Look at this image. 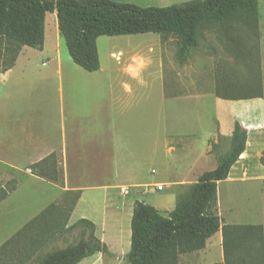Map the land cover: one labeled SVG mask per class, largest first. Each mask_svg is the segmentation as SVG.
Here are the masks:
<instances>
[{
  "label": "crops",
  "instance_id": "0c3cea01",
  "mask_svg": "<svg viewBox=\"0 0 264 264\" xmlns=\"http://www.w3.org/2000/svg\"><path fill=\"white\" fill-rule=\"evenodd\" d=\"M51 25L52 31L57 36L59 31L55 16ZM108 38L100 36L96 39L100 67L93 73L85 72L73 64L67 55H65L67 63L75 65L77 69L73 67L74 70L63 73L60 48L62 45L59 47L56 44V51L52 53V57L50 56L54 61L56 60L53 68L48 60L44 62V60L30 59V54H43L45 43L41 51L26 46L13 47L14 53L10 57L8 66L0 71V86L3 93L0 102L1 98H5V88L10 85L8 84L10 79H12V91L19 89L16 95L31 94L26 91L20 92V87L41 81L44 89H40L37 94L41 97L42 106L44 105L46 111L41 113L44 116L37 120L38 124L33 122L36 125L26 121L19 123L14 117L10 143L7 141L6 129L3 127V133H0V155L4 152L8 155L12 153L17 156L14 153H19L28 156L14 157L11 159L12 162L59 163L64 194L77 195L70 215V223L73 224L78 219L91 221L95 226V236L107 246L109 252L124 257L129 250L128 237L130 238L129 234H131L127 227L120 231L122 237L117 253H114L110 250L105 226H102L100 235V227L95 219L86 215L74 219L75 210L82 202L90 200V194H96L98 198L95 202H98L101 209L103 207L105 212L112 213L113 216L116 213L114 217L117 219L125 215L126 225L130 223L135 201L147 203L166 216L173 210L170 208L173 203H176L175 194L183 192L196 183L204 172L216 168L218 156L230 147L235 123L247 133L245 150L231 167L227 179L217 183V192L220 186L230 190L231 183L245 175L250 179L246 183L255 181L248 177L253 170L252 165L257 173L264 175V75L262 74L264 63L262 67L260 66L261 95L259 97L225 100L216 97L214 93L203 96L196 90V77H192L191 74L182 76L181 66H187L185 60L189 51L182 57L179 56L178 40L174 36L159 35L147 48L128 54L125 58L121 52L117 54L110 52L104 58L106 49L100 52L98 43L100 40L102 43L110 40ZM170 43L175 44L178 49V62L167 65V58L164 56L165 45ZM7 51L6 47H3L2 52ZM145 52L156 53L155 69L149 70L147 58L142 56L146 54ZM154 80L162 100V109L157 121L155 124H149L147 120L136 122L133 119L132 105L138 102L142 104V99L147 96L148 83ZM214 81L216 84L215 75ZM202 97L205 98L204 104L212 105V126L208 132L198 133L199 130H205L203 129L205 125L200 121L197 113ZM165 102L173 104L171 111H165L163 106ZM16 107H14V116L19 117ZM51 107L55 109V113L49 115L48 111ZM223 108L230 109L231 114L227 118L219 111ZM19 119L21 121V118ZM34 127L39 134L32 133ZM197 135L205 138L193 140ZM78 136L83 137L82 143L78 142ZM2 156L4 160L10 161L9 156ZM6 157L8 158L5 159ZM153 159L164 160L166 164L164 174L173 179L172 182L143 181L144 163ZM204 163L213 165V168L205 170L202 168ZM149 174H155V170L151 169ZM260 180L263 181L264 186V176H261ZM158 186L161 190L156 189ZM166 186L176 187L174 194L167 201V209L146 202L145 199L151 192H162ZM230 200L228 198L227 202ZM247 225L262 227L264 253V223ZM216 234H218V243L221 244V232L218 231L214 235ZM212 237L206 241L202 250L181 255L179 264L185 256L207 250ZM101 255L97 253L94 256Z\"/></svg>",
  "mask_w": 264,
  "mask_h": 264
},
{
  "label": "trees",
  "instance_id": "16d2710c",
  "mask_svg": "<svg viewBox=\"0 0 264 264\" xmlns=\"http://www.w3.org/2000/svg\"><path fill=\"white\" fill-rule=\"evenodd\" d=\"M258 1L191 0L167 7H139L112 0H0V43L41 51L45 15L55 13L71 61L85 72L93 73L100 67L96 48L100 36L171 35L177 38L182 57L198 46L197 30L201 26L226 29L236 23L254 35ZM242 35L222 43L233 66L248 69V80L236 83L232 65L227 69L218 66L214 88L218 98L239 100L261 95L258 55H253L254 44H245ZM246 138L245 129L235 123L230 147L218 156L216 168L201 174L186 194L176 199L173 210L166 216L151 205L133 203L126 264H179L181 255L202 250L218 231L223 264H264L262 227L224 224L216 214L217 183L227 179L231 167L245 150ZM14 189L13 185L9 189L0 188V202ZM63 225L46 235L47 243L43 242L44 247L34 256V251L25 253L15 263L25 260L29 264H78L97 253L112 256L95 236L91 221L78 219L69 226ZM57 240L64 246L45 250L47 244Z\"/></svg>",
  "mask_w": 264,
  "mask_h": 264
},
{
  "label": "rangeland",
  "instance_id": "374dc122",
  "mask_svg": "<svg viewBox=\"0 0 264 264\" xmlns=\"http://www.w3.org/2000/svg\"><path fill=\"white\" fill-rule=\"evenodd\" d=\"M112 1L117 3L134 4L139 7H167L191 0ZM54 16L56 18L54 13L47 14L45 18V50L43 54H30V59L34 61L44 60V62L48 60L49 65L53 68L56 60L54 61L51 58L53 56L52 53L56 51V44L59 47L62 45V47H60L62 51L61 63L62 71L65 73L69 72L71 69L74 70L76 67L73 64L70 65L67 63L65 55H67L68 58L70 57L63 39L59 32L56 36L52 31L51 21ZM256 24L257 28L253 31L254 35L251 31L248 32L247 29H243V27L236 23L231 24V27H227L226 29L209 25L199 27L197 30L198 46L189 51V55L185 60L187 66H181L182 76L184 77V75L191 74L193 75L192 77H196V90L199 91L200 94H203V96L214 93V75L216 77V68L218 66H223L227 69L232 65L231 67L233 70H236L234 73L236 83L246 82L249 75L248 69L245 66H233L231 57L229 54L227 55L224 50L222 40L226 44L229 43L232 38L243 34L242 36L245 38L242 36L240 37L243 38L245 44H254L255 50H252V53L255 57L258 55L257 60L259 67H262V64L264 63V0L258 1V18ZM158 37V34L153 33L115 36L109 37L108 39L110 40L103 43L100 40L98 44H100V52L106 49V55L104 58H106L110 52H113L114 54L121 52L124 54L125 58L128 54L147 48L151 42ZM12 46L5 45L3 42L0 43V71L5 66H8L10 62V57L14 53V48ZM3 47H6V50L8 51L5 53L2 52ZM177 50L175 44L170 43L167 46L165 45L164 56L167 58V65L168 63L172 65L173 62H178ZM145 53L146 54H142V56L147 58L149 70L155 69L157 59L156 53ZM149 73L151 72L149 71ZM153 73H155V71H153ZM262 74L264 75V66L262 67ZM9 83L10 85L5 88V98H1L0 102V133H3L2 130L3 127H5L6 134L8 135L7 141L10 143L12 141V124L14 117L19 123L26 121L30 122L31 125H36L33 122L38 124L37 120H40L43 115L41 113H44L46 110L44 105L42 106L43 101L41 100V97L37 94L40 89H44L41 81H35L31 85L20 87V92L26 91L31 94L34 93L32 95L27 93L16 95L19 92V89L18 91L15 89L12 91V79H10L8 84ZM148 85L147 96L142 99V104L138 102L136 105H132L133 119L136 122L147 120L149 124H155L160 110L162 109V100L160 93L157 90L156 80L153 82L149 81ZM2 94L0 86L1 97ZM204 99L205 98L200 100V107L197 109V113L200 117V121L205 125L203 128L205 130H199L198 133L208 132L212 126V105L210 103L204 104ZM163 106L165 111L168 112L172 110L173 104L171 102H165ZM14 107L18 109L17 114L19 117L14 116ZM42 108L43 110L41 111ZM219 111H221L222 116H225L226 118L231 114L230 109L223 108ZM48 112H50L49 115H52L55 113V109L51 107ZM19 118H21V121H19ZM32 133L37 135L39 134V131L34 127ZM203 137L197 135L193 140L198 138L203 140L205 138ZM14 140H16V137H14ZM82 141L83 137L78 136V142L82 143ZM1 144L2 146L4 145L3 140L1 141ZM5 145L7 147V142ZM213 150L215 151V148ZM1 154L9 156L10 161L4 160L3 156L0 155V188L3 187L9 189L13 185L15 189L0 202V264H17L15 263L17 262L16 258L21 257L25 253H32L34 251L32 253L33 255L43 248L47 243L44 242V238L47 234L55 233L63 224L65 227L71 225L70 215L77 195L64 194L59 163L55 161L41 163L12 162L11 159L14 157L27 158L28 156L19 153H14L17 154V156L12 155V153L9 155L4 154V152ZM7 158L8 157L5 159ZM165 165L164 160L153 159L146 161L143 167V181L145 182L146 180L152 183L172 182L173 179H170L164 174ZM212 166L213 165L211 164L208 165V163H204L202 168L205 170H211L213 168ZM151 169L155 170V174H149ZM252 169L253 170L250 171L248 177L253 178L255 181L246 183V181L250 179L245 175L232 182L230 190L223 186L219 187L217 192L216 214L220 217L223 223H264V186L263 181L260 180L261 176L264 175L257 173L254 170L253 165ZM174 188L176 187L166 186L162 192H151L149 197L145 200L146 202L158 204L157 206H163L167 209V201L169 197L174 194ZM187 190L188 188L181 193L175 194L176 199L184 196ZM89 198L90 200L88 202H82L75 210L74 219L85 215L95 219L100 227V235L102 226H105L110 250L117 253L118 244L121 240L120 237H122L120 231L127 227L130 233V223L126 225L125 215H122L117 219V217H114L116 213L113 216L112 213L105 212L103 207L101 209L98 202H95L98 195L90 194ZM228 198L231 199L230 202H227ZM174 204L175 202L172 207H170V205L169 207L173 209ZM161 212L164 211L161 210ZM163 214L166 215L165 213ZM43 242L44 245L42 244ZM128 242L130 244L129 237ZM41 244L42 246H40ZM47 245L48 246H46L45 250L64 246L60 240ZM220 245L221 244L218 243V234H216L210 239L207 250L205 249L201 253L185 256L181 260V264H223ZM1 249H3L2 252ZM22 261L21 264L30 263L25 260ZM78 264H126V262L123 256L101 255L94 256V258L91 259H84Z\"/></svg>",
  "mask_w": 264,
  "mask_h": 264
},
{
  "label": "built area",
  "instance_id": "2783aa9c",
  "mask_svg": "<svg viewBox=\"0 0 264 264\" xmlns=\"http://www.w3.org/2000/svg\"><path fill=\"white\" fill-rule=\"evenodd\" d=\"M156 189H157V190H161V187H160V186H158V187H156Z\"/></svg>",
  "mask_w": 264,
  "mask_h": 264
}]
</instances>
